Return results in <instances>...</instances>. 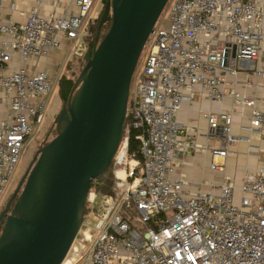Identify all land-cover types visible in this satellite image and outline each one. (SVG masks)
I'll use <instances>...</instances> for the list:
<instances>
[{
  "label": "built area",
  "instance_id": "1",
  "mask_svg": "<svg viewBox=\"0 0 264 264\" xmlns=\"http://www.w3.org/2000/svg\"><path fill=\"white\" fill-rule=\"evenodd\" d=\"M97 1L66 0L61 15L41 14L34 6L24 22L0 23V88L9 98L0 121V210L63 74L14 67V56L24 62L46 57L61 40L68 42L69 56L83 55L88 25L101 11L90 18ZM263 24L264 0L170 1L165 23L153 25L130 77L122 137L110 162V191L99 194L89 187L79 242L61 264H264V150L253 174L236 184L222 181L217 193L186 192L189 182L175 174L174 163L197 148L174 119L195 94L217 101L228 97L248 110L239 126L243 133L236 135L230 111L203 115L208 138L218 142L204 146L210 169H220L217 160L234 143L264 138V99L236 89L252 86L245 79L249 74L264 81ZM132 128L138 131L137 156L127 152Z\"/></svg>",
  "mask_w": 264,
  "mask_h": 264
},
{
  "label": "water",
  "instance_id": "2",
  "mask_svg": "<svg viewBox=\"0 0 264 264\" xmlns=\"http://www.w3.org/2000/svg\"><path fill=\"white\" fill-rule=\"evenodd\" d=\"M167 0H106L83 52L57 134L37 150L0 210V264H61L82 222L91 180L122 137L130 77ZM109 20L108 27L101 26Z\"/></svg>",
  "mask_w": 264,
  "mask_h": 264
},
{
  "label": "crops",
  "instance_id": "3",
  "mask_svg": "<svg viewBox=\"0 0 264 264\" xmlns=\"http://www.w3.org/2000/svg\"><path fill=\"white\" fill-rule=\"evenodd\" d=\"M36 6L41 14L54 12L61 15L65 11L66 0H0V23L13 21L24 22L32 7ZM264 29V24H263ZM68 42L61 40L60 47L46 57H40L26 62L20 61L14 56L12 66H26L30 69H45L50 74L60 71L58 68L62 62H66ZM241 78L243 74H239ZM252 83V86L236 89L249 97L264 99V81L254 78L249 74L245 77ZM9 98L0 88V121L5 119L9 110ZM230 111L232 117L231 133L242 134L239 126L246 123L248 110L234 105L230 98L225 97L221 101L212 100L204 95L195 94L190 101L181 103L179 110L175 113V121L181 126L195 142L197 148L186 151L175 159V174H180L189 182L185 186L188 193H217L219 184L229 179L235 184L245 175L253 174L259 167L264 150V138L251 136L248 142L239 141L230 146L229 151L220 163V169H210L211 156L204 148L205 145L218 146V142L208 138L206 134L207 121L203 116L206 112ZM258 147V148H254Z\"/></svg>",
  "mask_w": 264,
  "mask_h": 264
},
{
  "label": "rangeland",
  "instance_id": "4",
  "mask_svg": "<svg viewBox=\"0 0 264 264\" xmlns=\"http://www.w3.org/2000/svg\"><path fill=\"white\" fill-rule=\"evenodd\" d=\"M170 1L171 0H167V2L165 3V5H164L163 9L161 10L157 20L154 23V26L157 25L158 23L160 26H162L165 23L166 18H167V14H168V5H169ZM103 3H104V0H103V2H102V0H98L96 2L93 9L89 13L90 18H94L97 16V14H98L99 10L101 9ZM141 53H143L142 50H141L140 54ZM79 54H81V52L77 53L75 56H69V52L67 51L66 56H65L66 62L65 63L62 62L61 66L58 67L61 69L60 72H64V74L71 76L72 78H75V76L77 77V75L79 74V70L81 68V66L79 68V63L76 62L77 59L79 58ZM69 63H71V65H68ZM75 79H74V81H75ZM57 89H58L57 84H54L53 90L49 96V101H48V105L46 108L45 114H48L46 123H45L43 129L38 133V135L36 136V138L34 139L32 144L28 148L24 158L20 160V162L17 166L16 172H15V175H14L13 179L11 180V182L8 186L7 192L2 199L1 205L3 203H5V201L9 197V195L12 193V191L17 186V183L19 182L26 166L31 161V158H32V155H33L35 148L38 147V149H39L40 146H42L44 143L48 142L50 139H52L57 134L56 127H55L53 120L55 119V116H56L58 110L60 109V107L62 105H64L63 101L58 98ZM216 143H217V141H216ZM82 219H83V216H82ZM84 220H86V217ZM93 222H94V219L88 220V224L90 226L93 225ZM82 228H83L82 224H80L79 231L76 235V237L77 236L78 237L76 238L77 239L76 241L74 239V241H73L74 244L79 242L78 239L80 237V234H81L80 232L82 231ZM70 249H69V251H70Z\"/></svg>",
  "mask_w": 264,
  "mask_h": 264
},
{
  "label": "trees",
  "instance_id": "5",
  "mask_svg": "<svg viewBox=\"0 0 264 264\" xmlns=\"http://www.w3.org/2000/svg\"><path fill=\"white\" fill-rule=\"evenodd\" d=\"M106 0H104L105 2ZM103 2V0H102ZM100 13V12H99ZM98 18V17H97ZM97 18L88 25V35H86L83 40H82V44L84 46V48H91L92 46V42H93V37L95 34V30H96V23H97ZM109 25V20H107L100 28V31L103 32ZM79 63V68L80 66L83 65V56L79 55V58L77 59V61ZM68 65H71V63H69ZM76 78V76H75ZM71 76H68L66 74H62V76L60 77L58 83H57V95L58 98L61 99L63 101V103L65 104L70 90L72 88V85L74 83V79ZM137 129L132 128L129 130L128 134H127V152L129 154L133 153L137 156V149H138V145H139V139L136 136L137 133ZM112 166L111 163L109 164V166L107 167V169L103 172V174L94 180H91L90 182V188H93L97 193L99 194H104V193H108L110 191L111 185H112ZM85 212V209L83 211V214ZM83 216V215H82Z\"/></svg>",
  "mask_w": 264,
  "mask_h": 264
},
{
  "label": "flooded vegetation",
  "instance_id": "6",
  "mask_svg": "<svg viewBox=\"0 0 264 264\" xmlns=\"http://www.w3.org/2000/svg\"><path fill=\"white\" fill-rule=\"evenodd\" d=\"M47 116H48V114H45V116H44V118H43V120H42V122H41V124H40L39 129L36 130L35 133H34V134L31 136V138L29 139V141H28V143H27V146H26L25 149H24L23 155L21 156V159L24 158V156H25V154H26L28 148L30 147V145L32 144V142L34 141V139L36 138V136L38 135V133L43 129V127H44V125H45V123H46V120H47ZM53 119H54V118H53ZM53 122H54V120H53ZM54 124H55V122H54ZM37 150H38V147L35 148V150H34V152H33V155H32V158H31V161H30L29 164L26 166V168H25V170H24L22 176L24 175V173L26 172V170L28 169V167L30 166V164L33 162V160H34V158H35L34 155H36V151H37ZM22 176H21L20 180L22 179ZM20 180H19V182H20ZM19 182H18V183H19ZM18 183H17V184H18Z\"/></svg>",
  "mask_w": 264,
  "mask_h": 264
}]
</instances>
